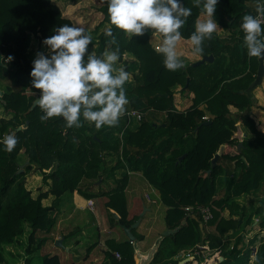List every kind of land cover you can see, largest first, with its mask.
<instances>
[{
  "label": "trees",
  "instance_id": "obj_1",
  "mask_svg": "<svg viewBox=\"0 0 264 264\" xmlns=\"http://www.w3.org/2000/svg\"><path fill=\"white\" fill-rule=\"evenodd\" d=\"M100 2L98 11L103 14L100 23L110 25L107 4L104 0ZM182 2L192 9V14L180 29L181 37L190 38L202 10L194 6L193 0ZM256 4L257 0H218L214 19L223 29H230L232 36L224 40L213 33L210 40L204 41L203 52L199 54H212L213 62L189 63L177 71L167 70L163 57L152 46L150 36L154 31L129 39L126 33L111 26L119 45V62L126 64L125 69L133 75L135 83L124 85L129 104L126 111L135 109L143 116L135 126L132 118L123 115L117 126L104 125L97 129L83 117L80 128L67 127L62 117L41 121L42 110L36 105L31 108L39 94L31 85L34 59L28 50L31 39L39 37L43 41L54 34L55 28L73 24L72 21L52 0H0V52L4 55V65L0 67V88L4 94L0 105L11 115L7 119L0 117V136L7 132L18 140L11 152L5 150L0 140V264L5 246L16 244L26 226L29 232L25 253L30 263V257L44 241L40 239L34 245L37 232H50L54 223L51 212L61 197L72 194L82 180L92 188L103 177L111 178L114 186L104 193L105 206L112 210V219L114 213L117 215L120 227L130 226L138 216L127 218L125 188L129 171H141L148 184L157 189L159 201L166 207L163 216L166 228H175L186 218V223L175 233L163 238L153 264H178L177 255L181 250L205 242L211 252L219 250L223 257L217 264H264V240L258 234L240 247L244 234L237 235L232 242L223 239L227 231L236 232L244 223L251 224L247 205L236 200L264 188V130L250 116L252 107L260 106L253 95L245 92L254 79L258 61L255 57L249 58L240 28L244 14L256 13ZM85 32L90 35L86 29ZM110 40L102 29L96 38L92 37L89 48L95 44L93 51L100 55L105 48L115 49ZM225 52L228 58L225 56L226 62L219 66L221 54ZM9 55L13 57L11 61L7 60ZM206 64L213 67L204 72L202 66ZM174 85H180L184 93L194 94L191 105L183 111L175 107L171 90ZM201 103L205 105L203 108L199 107ZM229 106L236 111L232 112ZM149 111L164 113V118L149 119L144 116ZM204 116L211 121L209 124H202ZM26 121V127L17 130ZM237 122L253 134L251 138H242L239 150L238 139L233 137ZM221 145L224 148L212 163ZM21 151L27 157V164L17 172L23 163L19 158ZM113 154L116 161L106 168V160ZM34 169L42 174L35 191L26 187V173ZM116 170L120 171L119 176ZM51 197L53 202L46 204ZM260 202L254 210L257 214L264 211V193ZM186 206H192V210L187 211ZM198 207H208L212 218L203 221ZM224 210L228 211L229 218L222 215ZM199 222L203 223L202 230ZM260 227L264 228V218ZM132 233L136 239H144L135 228ZM105 256L107 264H135L133 246L128 240L111 241ZM205 257L198 254L184 264H200ZM39 264L73 263L62 262L57 254H44Z\"/></svg>",
  "mask_w": 264,
  "mask_h": 264
},
{
  "label": "clouds",
  "instance_id": "obj_2",
  "mask_svg": "<svg viewBox=\"0 0 264 264\" xmlns=\"http://www.w3.org/2000/svg\"><path fill=\"white\" fill-rule=\"evenodd\" d=\"M107 4L110 25L103 34L111 37L110 44L115 49L105 48L97 55L89 52L92 37L82 26L63 24L54 29V34L42 43L48 55L37 52L30 71L31 85L39 90L34 104L43 115L41 121L62 117L69 128H80L84 121L94 123L97 129L104 125L117 126L126 111L128 99L125 82L129 73L123 66L117 67L120 59L119 45L111 26L133 36H144L154 31L160 38L155 49L163 57V64L169 71H177L185 65L176 51L181 39L180 29L192 14L182 0H104ZM218 0H193L201 8L204 19L198 20L190 35V42L196 54L203 52V43L210 40L218 25L214 19ZM202 4V7H201ZM257 15L244 14L240 28L244 33L243 46L249 58L264 60V3L257 0ZM13 57L9 55L8 61ZM18 140L7 135L3 143L5 150L11 152Z\"/></svg>",
  "mask_w": 264,
  "mask_h": 264
},
{
  "label": "crops",
  "instance_id": "obj_3",
  "mask_svg": "<svg viewBox=\"0 0 264 264\" xmlns=\"http://www.w3.org/2000/svg\"><path fill=\"white\" fill-rule=\"evenodd\" d=\"M95 1H99V0H95ZM99 4L101 5V3H99ZM57 5L60 7L59 4H57ZM60 9L62 11L61 7H60ZM71 11H72V9H70L69 13L66 14V12H65V14H63V15L68 17L72 21L73 25L82 26L83 23H80L81 21H79V20L76 21L75 20L76 16L75 15L73 16V14H71L72 13ZM62 13H63V11H62ZM90 17L92 18V21H90L89 24L84 25L83 28H85L89 32V34H91L92 37L96 38L97 34L95 36H94V34L100 32L108 24L107 23H104V24L100 23L103 19V14L98 10H97V14L94 15L96 20L93 19L92 14L90 15ZM204 18H205V15L202 12L198 15L196 22L198 20H201ZM87 27H90V28H87ZM97 27H99V29H96ZM214 33L216 34V36L218 38H221L224 40H228L232 36V32L230 29H223L220 25H218V28ZM153 34H155L154 35V37L156 38L155 41L161 42L158 35L155 32H153L151 35H153ZM150 38H151V36H150ZM92 46L95 47L96 45L94 44ZM240 47H241V45H240ZM182 48H185V50L183 51ZM28 50L30 52V46H29ZM41 50H42L41 52L44 54H46L48 52V49L45 45L43 46V49H41ZM190 50H193V46L191 45L190 38L181 37L180 41H178L177 46H176V51L178 52V54H182V53L186 54L187 56L186 55H182V56L183 57L186 56L185 59H188L190 62H193V63L202 58L201 55L196 54L194 52H191ZM246 51H247V48H246ZM226 53L228 54V52H225V54ZM128 57H129V55H128ZM213 60L211 62H213ZM250 67H248V68L251 70V68H253V66L251 68ZM256 70L253 72L254 77L256 75ZM175 86L180 87V85H175ZM184 94L185 95L183 96V99H181L179 101H178V99H175V98H178V95L175 94V97H174L175 107L180 111L187 109L191 105L192 97L194 95L192 92H190V93L185 92ZM252 95L256 98V100L259 101L258 103L261 104V101H260L261 97H264V76L262 78L261 84L252 90ZM180 104H181V106H179ZM204 106H205L204 103H201L199 107L203 108ZM231 107L232 106H229L230 110H231ZM232 108L235 109L234 107H232ZM0 110L3 111L2 106H0ZM10 116H11L10 114H7V116H4L3 114L0 113V117L6 118V119L9 118ZM7 135H9L7 132L3 133L0 136V140H3L2 137H6ZM21 152L22 153L19 155V158H21V159L25 158L27 161V157L25 156L23 151H21ZM48 171L49 170H46V172H48ZM129 173L130 174H132V173L142 174L141 171H129L128 174ZM104 179L107 182H102L100 187H97L96 186L97 184H95L92 188L87 187V185H89V182L81 181L80 184L83 186L81 191L79 190V188H77L76 190L73 191L72 194H66V195H63L61 197V200L59 201V203L57 204V206L55 207V209L52 211V214H51L53 219H54V223L50 229V232H48V233L44 232L43 235L40 236V239L44 240L41 247L42 248H44V247L50 248L51 247V249H49L47 254H57V255H59L62 262H64V260L65 261L67 260V262H64V263L76 264L71 259V254L69 253L70 247L81 248L84 245L88 244V246L85 249L88 253H86L84 256V260L85 259L87 260L88 259L87 255H89L91 252H95L96 248L98 246H99L101 252L103 254H105L106 251H109L111 241H115L116 243H120V242L127 240V236L125 235L123 228L120 227V225L116 222L117 218H113V219L111 218V214L113 213L112 210H110V208H107L105 206V202L107 201V196L102 195V196H98V198L92 197L93 194L96 195L95 192H99L102 190L107 191L110 187L113 186L112 184H110L111 182H113V180L111 178H105L104 177ZM137 179H139V178H137ZM134 181L135 180H133V182ZM129 182H130V176L128 178V183H127V186L125 188V193L127 191H129ZM134 190H135V187H133L131 189V192H133ZM155 190L157 191V189H155ZM91 192L93 193L92 196H89L88 198L84 197V196H86L85 194H90ZM89 200H92V202H93L92 209L88 206ZM144 205L147 206L146 211L149 212V214H150L151 208H152L153 213H155L156 209L160 205H162L159 201V193H158L157 199L154 198L153 195H150L148 192H145L143 195V199L139 198V199H136L135 201L128 200L127 201V209H128L127 218L131 219L135 216H138V218H139L141 210L136 212V209L137 208L142 209ZM62 206L65 207V209L67 208L66 209L67 215H65V216L57 215L58 210L61 209ZM162 206H163V213H162V218H163L166 207L164 205H162ZM85 211H88V212L93 214L92 215L93 220L88 217V213H86ZM147 212L144 213V215L141 217V220H140L138 226L135 227L136 233L144 235L143 240H138L142 249L148 248L153 243V242H151L150 244L147 243L149 240V237H147V236L150 234L149 232L151 231V229H153L152 228L153 222H151V218L146 215ZM53 213H56V215ZM163 222H164V220H163ZM95 227H96V231H97V235H96L97 241L96 242H95V238L92 239L93 236L91 234V231ZM165 228H166V226H165V224H163V228L161 230L163 231ZM38 232H37V234H38ZM159 233H161V231L157 233V236L159 235ZM156 237H155V239H156ZM57 238H62L63 252H60L59 250L55 249V247L61 248V246L55 245V240ZM65 241H67V242L65 243ZM145 242L147 243V245L144 247L143 243H145ZM16 245H17V243L7 245V246H5V249H8L9 251L12 252L16 248ZM66 251H68V252H66ZM181 251H183V250H181ZM34 255L32 257H30V263H28V264H33L32 260L34 259ZM93 258H94L93 261L96 264H107L108 263L107 259L106 260L103 258L101 260L97 259L95 257V253L93 255ZM94 262H92V263H94Z\"/></svg>",
  "mask_w": 264,
  "mask_h": 264
},
{
  "label": "rangeland",
  "instance_id": "obj_4",
  "mask_svg": "<svg viewBox=\"0 0 264 264\" xmlns=\"http://www.w3.org/2000/svg\"><path fill=\"white\" fill-rule=\"evenodd\" d=\"M52 1H54L57 4L60 5V7L62 8L63 14H65V12H66V14L69 13L70 9H72V11H71L72 13L71 14H73V16L74 15L76 16V18H75L76 21L79 20V21H81L80 23H83L82 27L84 25L89 24V22L92 21V18L90 17L91 14L93 16V19H95L94 15L97 14L98 6L100 5L99 3H101V2H99L100 0L99 1H95V0H52ZM260 2L264 3V0H260ZM87 28H90V27H87ZM98 33H95L94 36L96 34H98ZM154 35L155 34L151 35L150 41H151V44L154 47V49H156V47L159 46L160 42L155 41L156 38L154 37ZM31 41L32 42L30 44V52H29V54H30V56H32L31 58L33 59V58H35L37 51L38 52L42 51L41 49H43L44 44L42 43V40L39 39V37L38 38L37 37H32ZM93 48L94 47L91 46L89 48V51L92 52ZM182 49H183V51L185 50V48H182ZM190 51L194 52L193 50H190ZM45 55H48V52ZM178 55H180L179 58L183 62V64L185 66L187 64H189V63H193V62H190L188 59H185V57L187 56L186 54L182 53V54H178ZM182 55H186V56L183 57ZM225 56H226V58H228V54L227 53L224 54V55L221 54V59H220V62L218 64L219 66H223L224 63L226 62ZM125 59L127 60L128 56L125 57ZM207 64H210V63H207ZM207 64L202 66L204 68V70H205L204 72H207L209 69H211L213 67L212 64L209 65V67L207 66ZM119 66H123L124 69H125L126 64L125 63H121V62L118 61L117 67H119ZM127 67H128V65H127ZM127 72L129 73V80L126 81L125 84H129L130 86H133L135 84L134 83V79H133V75L129 71H127ZM2 85L5 86L6 83L3 82ZM171 90L173 91V96L174 97H175V94L178 95V98H175V99H178V101L183 99V96L185 94L182 91L181 86L177 87V86L174 85L173 87H171ZM260 101H261V104L258 103L259 101L257 100V104L260 107L253 106L252 107L253 109L251 110L250 116L253 118V120H254L256 125H258V124L262 125V127H259V125H258V128L260 130H264V110L261 109V106L264 107V97H261ZM179 106H181V104ZM125 107H126V109L129 108V104H127ZM231 110H232V112L236 111V109H233L232 107H231ZM0 113L3 114L4 116H7V114H10V113H6L5 111H1V110H0ZM164 115H165L164 113H160L159 114L158 112L154 113L152 111H149L148 113L144 114V116L148 117L149 119L157 120V121H161L164 118ZM142 116H143V113H142ZM136 124H137V120L133 119L132 125L135 126ZM236 124H239L240 127H241L242 132H244V135H242V138L246 137V136H248L249 138L252 137V135H253L252 132L250 130H247L245 127H243L241 122H237ZM2 138L4 140L5 137H2ZM21 153L22 152H20V154ZM113 155H114L113 157H110V158H108L106 160V164H105L106 168H109L110 166H112L115 163L116 156H115V154H113ZM25 161H26V159L23 158V163ZM23 163H21V164H23ZM116 175L117 176L120 175V171L119 170H116ZM129 176H130L129 191H127L125 193L127 201L128 200L135 201L136 199H139V198L143 199V195H144L145 192H148L150 195H153V197L157 199L158 192L154 188H152L145 181V179L143 178L142 174H136V173L130 174L129 173ZM137 178H139V179H137ZM41 180H42V174H41L40 171H37L35 169L27 171V173H26V187L27 188L35 191V188L41 183ZM133 180H135V181L133 182ZM102 182H107V181H105L104 177H103ZM102 182H101V180H98V181L95 182V184H97L96 185L97 187H100ZM110 184H112L114 186V182H111ZM79 185L80 186L78 188L81 191L83 186L80 183H79ZM133 187H135V190L133 192H131V189ZM262 187H261V189L257 190L256 192H252L251 194H243L241 197L238 198V200H236V202H238L241 205L242 204L247 205V208H248L247 214H251V218H250L251 224L250 223H248V224L244 223L242 228H240L236 232L233 231V230L227 231L224 234L223 239H229L232 242L237 235L244 234L243 242L239 245V247L240 246H245L248 243V240L255 234H258V236L261 237V240H264V228L260 227V221L262 220V218H264V217H262L263 214H264V211H263L262 214H257V213L254 212L255 208L257 206H259L260 203H261L260 202V198H261V196L264 193V188H262ZM105 192H106L105 190H102V191H99V192H95L96 195H94L92 192H91V194H93L92 197L98 198V196L104 195ZM51 202H53V197H51L50 199L45 201V203H47V204H49ZM66 209H65V207L62 206L61 209L58 210V214L57 215H61V216L67 215V210ZM142 210H143V208L142 209L137 208L136 212L137 211L142 212ZM85 212L88 213V217L93 220V216H92L93 214L88 212V211H85ZM162 213H163V206L160 205L156 209L155 213H153L152 208H151L150 214H149V212H147V214H146L147 216H149L151 218V222H153L152 223V228L153 229H151V231L149 232L150 234L147 236V237H149V240L147 242L148 244L153 242V240L157 236L158 232L161 231V233H162L161 229L163 228V224H164L163 218H162ZM51 214H52V212H51ZM53 214L56 215V213H53ZM222 215L227 217V218L230 217V215H228V211L227 210H224L222 212ZM231 217L232 218H236L237 216H231ZM245 219H246V216H245L244 220ZM207 228L210 229V230L214 229L213 226L212 227L208 226ZM95 231H96V227L91 231V234L93 236L92 239L95 238V242H96L97 241L96 240L97 239V236H96L97 235V231L96 232ZM28 232H29V227L26 226L25 227V233L22 236L19 237L20 239L17 242L16 248L12 252L9 251L8 249L4 248V251L1 252L2 253V255H1V257H2L1 264H28L27 261H26V260H28V255H26V253H25V249L27 247V239H28L27 235H28ZM43 233H44L43 231H39L38 232V234L36 235V242H35L34 245L37 244L38 240H40V236H42ZM161 233H159V235ZM258 240L259 239L257 238L256 243H258ZM66 242L67 241H65V243ZM147 243L146 242L143 243V246L145 247L147 245ZM205 244H207V242H205ZM87 246H88V244L84 245L81 248L70 247L69 253L71 254V259L76 264H91L92 262H94L93 261L94 253H95V257L97 259H99V260H101L102 258L105 259V260L107 259L105 254H103L101 252V250H100V248L98 246L96 248V251L95 252H91L89 255H87L88 259L84 260L85 254L88 253L85 250ZM49 249H51V247L50 248H46V247L42 248L41 247L40 249H38L36 251V254L34 255V259L32 260V263L33 264H39L40 261H41L42 255L43 254H47ZM55 249L59 250L60 252H63L62 247L61 248L60 247H55ZM183 250L184 251H180V253L177 255V259L178 260H183V259L187 258V257H185L184 254H186L187 250H190V248L183 249ZM66 252H68V251H66ZM217 252H219V250L211 252V250L209 248L205 249L202 254L205 255L206 257H205V259H203L202 262H200V264H217V261L220 260V257H222L220 255V253H217ZM216 256H219V257L216 258ZM64 262H67V260L66 261L64 260ZM92 264H96V263L94 262Z\"/></svg>",
  "mask_w": 264,
  "mask_h": 264
},
{
  "label": "water",
  "instance_id": "obj_5",
  "mask_svg": "<svg viewBox=\"0 0 264 264\" xmlns=\"http://www.w3.org/2000/svg\"><path fill=\"white\" fill-rule=\"evenodd\" d=\"M3 58H4V55L0 52V67H2L4 65ZM213 59H214V57L212 54L204 55V56H202V58L200 60L194 62L193 65H199V64H202L204 62H211ZM257 61H258V66H257V70H256V75L245 90V92L248 96H251L252 90L261 84L262 78L264 76V60L257 58ZM188 80H189V78H187V82H188ZM3 94H4V90H2L0 88V103L3 102ZM34 101H33L31 108L35 106ZM210 122H211L210 120H205L202 122V124L206 125V124H209ZM27 123H28V121H26L25 125L18 126L17 130L25 128ZM236 128H237V130H236L235 134L233 135V137L238 139L237 149L239 150V148L242 144V135H244V133L242 132L239 124H236ZM223 148H224V145H221L218 152L214 155V157L212 159V163H215L217 161V159L220 156ZM26 164H27V161H25L23 164H21L20 168L18 169L17 172H21ZM146 209L147 208L144 205L142 212H140L139 218H137V220L134 223H132L130 226L123 228V231H124L125 235L127 236V240L133 246V251H134V255H135V264H153L152 263L153 257L156 254V252L158 251V248H159L163 238L167 235L175 233L181 227V225H184L186 223V218H183L181 221V224L179 226H177L175 228H165L162 231V233L156 237V239L153 241V243L148 248L142 249V247L140 246V244L138 242V239H136L134 234L132 233V228H135L138 226V224L141 220V217L144 215ZM191 217L195 218L194 215H191ZM114 218H117L116 214H114ZM199 228L201 230L203 229V223L202 222H199ZM55 245L62 247L63 246L62 238H57L55 240ZM191 259H193V258H185L183 260H180L178 262V264L187 263ZM222 259H223V257H220V260H222Z\"/></svg>",
  "mask_w": 264,
  "mask_h": 264
},
{
  "label": "built area",
  "instance_id": "obj_6",
  "mask_svg": "<svg viewBox=\"0 0 264 264\" xmlns=\"http://www.w3.org/2000/svg\"><path fill=\"white\" fill-rule=\"evenodd\" d=\"M254 15H257V13H255ZM158 47V46H157ZM156 47V48H157ZM124 115L131 120L132 119H135V120H140L142 118V114L135 110V109H131V110H127L125 111ZM204 120H207V116H204L203 117ZM92 205H93V202L92 200H89L88 201V206L92 209ZM185 209L187 211H191L192 210V206H186ZM198 210L200 211V214L202 215V218H203V221H208L212 218V213L210 212L209 208L208 207H198ZM205 249H208V245L207 244H203V245H196L195 247H192L190 248V250H187L185 257L187 258H193L195 255H203V251ZM184 251V250H183ZM180 253V252H179ZM219 253V252H217ZM115 256L116 258H120V255L119 253H115ZM204 256V255H203ZM219 256H216V258H218Z\"/></svg>",
  "mask_w": 264,
  "mask_h": 264
},
{
  "label": "flooded vegetation",
  "instance_id": "obj_7",
  "mask_svg": "<svg viewBox=\"0 0 264 264\" xmlns=\"http://www.w3.org/2000/svg\"><path fill=\"white\" fill-rule=\"evenodd\" d=\"M192 260V259H191ZM190 261V260H189Z\"/></svg>",
  "mask_w": 264,
  "mask_h": 264
}]
</instances>
